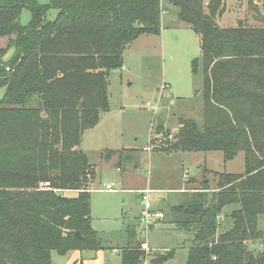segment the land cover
<instances>
[{"label":"trees","instance_id":"trees-1","mask_svg":"<svg viewBox=\"0 0 264 264\" xmlns=\"http://www.w3.org/2000/svg\"><path fill=\"white\" fill-rule=\"evenodd\" d=\"M168 1L198 38L203 103L201 125L183 116L173 133L157 125L170 138L164 149L220 151L224 161L244 154L242 173L214 171L212 190L205 178L170 208L189 242L184 264H264V27L219 26L223 0ZM50 8L57 14L48 20ZM162 10L161 0H0V37L14 35L0 63V264H52L53 250L101 247L83 132L108 109L109 70L138 36L160 33ZM124 151L106 155L121 160ZM227 206L231 224L218 232ZM135 236L129 228L121 264L145 258ZM168 255L155 250L148 261Z\"/></svg>","mask_w":264,"mask_h":264},{"label":"rangeland","instance_id":"rangeland-1","mask_svg":"<svg viewBox=\"0 0 264 264\" xmlns=\"http://www.w3.org/2000/svg\"><path fill=\"white\" fill-rule=\"evenodd\" d=\"M207 1L202 0L203 4ZM223 2L222 14L215 17L219 26L264 27V0ZM161 5L164 10L158 37L143 34L126 46L121 66L108 72V109L100 113L96 125L83 132L81 148L94 173L88 183L91 227L100 238L101 247L73 249L63 254L53 250L52 264H121L120 251L128 244V229L135 228L136 237L142 238L139 191L144 188L152 190V209L164 212V218L148 231L149 247L166 248H156L158 253H169L163 264H184L189 242L184 231L175 228L170 208L181 204L191 189H199L206 177L212 190L218 178L214 171H244L242 151L224 161L220 151L164 149L170 138L157 133V116L163 130L172 133L178 129L181 116L193 118L201 125L203 102L198 38L191 28L177 21L175 6L168 0H161ZM56 14L57 10L50 8L45 17L51 20ZM30 18V10L22 7L19 22L25 25ZM13 37H0V63L1 58L12 53L9 44ZM3 93L4 88L0 87V98ZM109 150L125 151L119 160L118 152L106 155ZM106 184L114 190H106ZM66 194L72 196L75 192ZM207 197H211L210 192ZM229 211L230 206L224 208L218 232L230 226ZM258 227L264 229V214L259 217ZM255 246L261 248L259 244Z\"/></svg>","mask_w":264,"mask_h":264},{"label":"built area","instance_id":"built-area-1","mask_svg":"<svg viewBox=\"0 0 264 264\" xmlns=\"http://www.w3.org/2000/svg\"><path fill=\"white\" fill-rule=\"evenodd\" d=\"M168 86V85H166ZM147 105H151L147 103ZM152 108H156V105ZM105 189L109 191H113V187L109 184L105 185ZM151 192L150 188H144L139 191V198L142 204L140 213H139V233L142 238H139L140 249L144 251L145 258L142 261V264H150L148 261L149 254H151L153 250L149 247V242L147 239L148 231L151 229L156 219H161L164 217L163 212L154 211L151 207Z\"/></svg>","mask_w":264,"mask_h":264},{"label":"crops","instance_id":"crops-1","mask_svg":"<svg viewBox=\"0 0 264 264\" xmlns=\"http://www.w3.org/2000/svg\"><path fill=\"white\" fill-rule=\"evenodd\" d=\"M176 19H177V17H176ZM177 21H178V20H177ZM178 22H179V21H178ZM181 24H182V23H181ZM182 25H184V24H182ZM187 27H188V26H187ZM150 35H152V34H150ZM140 36H142V35H140ZM152 36H154V37H158V34H154V35H152ZM138 37H139V36H138ZM138 37H137V38H138ZM137 38H136V39H137ZM216 171H218V170H216ZM218 172H220V171H218ZM206 179H209V178L206 177ZM192 190L194 191V189H191V191H192ZM153 210H154V209H153ZM154 211H156V210H154ZM157 211H159V212H163V210L160 209V208L157 209ZM163 213H164V212H163ZM163 218H164V217H163ZM163 218H161V219H163ZM161 219H156L155 222H154V224L157 223V222H158L159 220H161ZM154 224H153V225H154ZM153 225H152V227H153ZM152 227H151V228H152ZM135 238H136L137 241H139V238H137L136 236H135ZM156 248H158L159 250H166L165 247H154V248H152V249H153V250H156Z\"/></svg>","mask_w":264,"mask_h":264},{"label":"water","instance_id":"water-1","mask_svg":"<svg viewBox=\"0 0 264 264\" xmlns=\"http://www.w3.org/2000/svg\"><path fill=\"white\" fill-rule=\"evenodd\" d=\"M161 124H162V121L160 120V117L157 116V125H161ZM76 235H77L78 237L81 236V235L79 234V232H76Z\"/></svg>","mask_w":264,"mask_h":264}]
</instances>
